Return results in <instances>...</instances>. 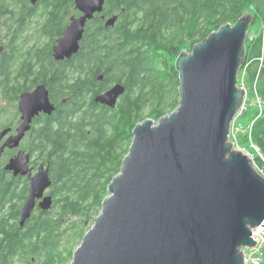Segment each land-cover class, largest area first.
I'll use <instances>...</instances> for the list:
<instances>
[{
  "label": "trees",
  "instance_id": "16d2710c",
  "mask_svg": "<svg viewBox=\"0 0 264 264\" xmlns=\"http://www.w3.org/2000/svg\"><path fill=\"white\" fill-rule=\"evenodd\" d=\"M253 24L264 21V0H108L103 16L87 25L79 54L56 62L53 49L71 18L74 0H0V132L20 124L21 96L45 85L56 105L41 115L21 149L35 170L44 164L53 182L52 211L37 209L24 227L20 215L29 178L7 171L16 151L0 158V264H71L77 248L100 215L109 185L129 154L134 129L158 123L179 107L176 63L212 33L235 25L249 8ZM264 37L249 29L245 68L262 81L263 111L251 138L264 158ZM102 78V79H101ZM126 88L116 109L97 104L111 87ZM249 142V134L244 135ZM262 157L255 159L264 168Z\"/></svg>",
  "mask_w": 264,
  "mask_h": 264
},
{
  "label": "water",
  "instance_id": "95a60500",
  "mask_svg": "<svg viewBox=\"0 0 264 264\" xmlns=\"http://www.w3.org/2000/svg\"><path fill=\"white\" fill-rule=\"evenodd\" d=\"M107 1L74 0L81 15L71 19L54 46L56 62L79 54L88 23L104 13ZM30 2L35 6L40 0ZM102 19L108 28L118 21ZM252 23L253 16L244 13L191 53L182 52L176 63L178 109L158 123L146 119L136 126L121 172L71 264H246L244 250L259 246L253 231L264 229V176L234 149L230 135L246 96L238 83ZM125 93L118 84L95 102L116 109ZM18 109L16 131L0 133V143L5 140L0 157L6 149L19 150L35 120L52 116L56 105L40 85L21 96ZM30 164V154L20 150L6 168L30 180L21 227L37 209L53 208L49 167L34 170Z\"/></svg>",
  "mask_w": 264,
  "mask_h": 264
},
{
  "label": "rangeland",
  "instance_id": "374dc122",
  "mask_svg": "<svg viewBox=\"0 0 264 264\" xmlns=\"http://www.w3.org/2000/svg\"><path fill=\"white\" fill-rule=\"evenodd\" d=\"M249 13L252 16L254 15V9L251 7L245 13ZM251 32L254 36H263L264 37V21H258L257 23L251 25ZM191 53V52H190ZM262 64L264 65V58L262 59ZM239 88L247 90L249 94V110L246 115H241L232 126V139L231 142L235 150L242 151L252 160L253 165L257 169L255 159L260 157L259 151L254 147L251 142H244V135L248 132L250 126L254 123L255 117L259 113V106L254 105L255 97L258 95L260 98V89L262 86V81L257 80L251 82L247 76L245 68L242 69V72L239 76ZM264 252V251H263ZM261 264H264V258Z\"/></svg>",
  "mask_w": 264,
  "mask_h": 264
},
{
  "label": "built area",
  "instance_id": "2783aa9c",
  "mask_svg": "<svg viewBox=\"0 0 264 264\" xmlns=\"http://www.w3.org/2000/svg\"><path fill=\"white\" fill-rule=\"evenodd\" d=\"M256 97H257L258 106L260 108H262L261 99L258 97V95ZM246 111H247V103L245 102L244 106L242 107V109L240 111V116L243 115ZM250 132H251V130H250ZM259 171L264 175V168L259 169ZM253 236L255 237L254 240L256 241V243L257 242L259 243V246L256 247L255 249H249V250L246 249L244 251L246 264H261L263 261V258H264V252H263L264 251V229H262L261 227L255 229L253 231Z\"/></svg>",
  "mask_w": 264,
  "mask_h": 264
},
{
  "label": "flooded vegetation",
  "instance_id": "af4514ba",
  "mask_svg": "<svg viewBox=\"0 0 264 264\" xmlns=\"http://www.w3.org/2000/svg\"><path fill=\"white\" fill-rule=\"evenodd\" d=\"M2 55V54H1ZM1 57V56H0ZM0 122L2 123V125H3V115H2V113L0 114ZM2 132V131H1ZM0 132V133H1ZM5 143V140L2 142V143H0V147L3 145ZM13 151H15V150H13ZM17 152V151H16Z\"/></svg>",
  "mask_w": 264,
  "mask_h": 264
},
{
  "label": "bare ground",
  "instance_id": "6f19581e",
  "mask_svg": "<svg viewBox=\"0 0 264 264\" xmlns=\"http://www.w3.org/2000/svg\"><path fill=\"white\" fill-rule=\"evenodd\" d=\"M264 67V66H263Z\"/></svg>",
  "mask_w": 264,
  "mask_h": 264
}]
</instances>
